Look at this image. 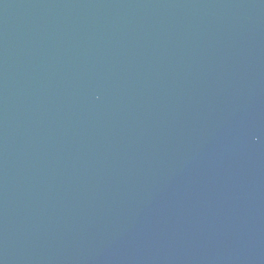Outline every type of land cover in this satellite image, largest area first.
Returning a JSON list of instances; mask_svg holds the SVG:
<instances>
[{"label":"water","instance_id":"95a60500","mask_svg":"<svg viewBox=\"0 0 264 264\" xmlns=\"http://www.w3.org/2000/svg\"><path fill=\"white\" fill-rule=\"evenodd\" d=\"M0 264H264V0H0Z\"/></svg>","mask_w":264,"mask_h":264}]
</instances>
